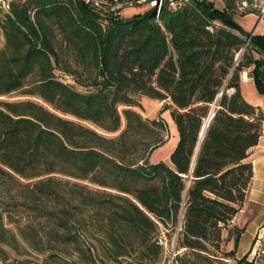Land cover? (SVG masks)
<instances>
[{"label":"trees","instance_id":"16d2710c","mask_svg":"<svg viewBox=\"0 0 264 264\" xmlns=\"http://www.w3.org/2000/svg\"><path fill=\"white\" fill-rule=\"evenodd\" d=\"M138 1L0 4V96L31 82L28 94L105 133L126 120L109 139L39 104L0 102V264H21L8 262L9 251L23 255L25 246L49 253L44 264L75 254L96 264L91 241L110 261L158 264L160 226L174 228L180 214V245L197 261L208 259V245L220 249L227 231L226 241L235 238L226 259L255 264L236 258L246 228L232 224L247 204V159L263 133L264 112L244 98L242 78L264 98V34L242 30L233 0L223 9L163 0L159 12L102 17L106 6ZM142 96L170 101L178 142L169 163L146 159L165 126L134 109Z\"/></svg>","mask_w":264,"mask_h":264},{"label":"rangeland","instance_id":"374dc122","mask_svg":"<svg viewBox=\"0 0 264 264\" xmlns=\"http://www.w3.org/2000/svg\"><path fill=\"white\" fill-rule=\"evenodd\" d=\"M12 0H0V4L2 7L7 10L8 4ZM151 0H139L137 3L130 2L126 4H117L114 7L106 6V12L103 14L102 17H106L108 13L111 11H115L119 13L121 17H131L135 13L144 12L153 4L150 3ZM169 2V0H166ZM214 2L215 7L217 9L224 8V1L225 0H209ZM235 2V8L233 13L236 15L234 16V20L242 27V30L251 33L253 30L256 32H260L264 27V0H233ZM112 8V10H110ZM253 12L257 18H253L251 16H244L246 13ZM260 21H259V20ZM263 21V22H261ZM216 25H219L216 23ZM260 34V33H258ZM264 34V33H263ZM6 46V40L4 38L0 41V53ZM59 77H63L60 72H56ZM32 87L31 82H27L25 86L15 92H12L8 95L0 96V102L2 103H20V102H33L43 106L44 108L48 109L52 113L58 115L59 117L87 127L96 131L98 134L106 137V138H115L117 137L125 128H126V120L122 117V126L120 131L113 134H108L102 131L101 129L94 126L92 123L77 119L76 117L64 114L59 111L54 110L53 107L46 104L43 100L38 97L31 96L28 94L29 89ZM80 91H85V89L77 87ZM245 93L247 96H250L254 93L255 85L253 82H250L244 87ZM233 93V91H229V94ZM142 108H134L136 111L140 112L143 118L148 119L150 121L157 120V121H164L165 131L162 133V137L164 142L162 145L158 146L156 149L152 151L149 155H147V160L149 163L157 164L160 162L169 163L170 155L174 150L177 142V131L174 125V122L171 118L170 111L168 110V104L170 103L169 100L165 101H156L147 97H139L138 98ZM122 109V108H121ZM87 185L92 190L97 191H106L107 193L117 194L116 191L110 189H103L93 184H89L87 182L82 183ZM183 215L180 214L178 218L177 225L172 228L168 227L165 228L160 226L159 233L156 237L158 244L161 246V255L158 261V264H237L236 260L234 259H226V253H229L234 249V238L235 233L231 241H226L227 239V231L224 232V241L220 246V249H215L208 245L209 252L211 254L205 253V257L208 259H203L197 261L196 255L189 249L183 248L180 245L178 234L182 229L183 225ZM8 228L13 229L14 232L17 233L15 226L8 225ZM239 228H246L245 233L243 234L240 245L237 250L236 258L242 259L243 257H247L248 262L254 261L255 264H264V208L263 206L250 202L249 199L247 204L244 206L243 210L240 211L238 216L234 219L233 224ZM257 229V233L254 239L251 242L249 251L242 256V252L245 248V245L248 244L251 238V234L253 230ZM91 247L92 252L94 254L96 264H125V263H118L115 261H110L109 259L103 256V252L101 249V245L97 241H91L87 243V246ZM72 250V248H71ZM88 254V251H87ZM49 253L40 254L28 246H25L24 254L18 255L13 251H9V261H18L21 264H44L47 260ZM68 262H62V264H84L81 262L80 259L77 258V255H73L72 258H68Z\"/></svg>","mask_w":264,"mask_h":264},{"label":"crops","instance_id":"0c3cea01","mask_svg":"<svg viewBox=\"0 0 264 264\" xmlns=\"http://www.w3.org/2000/svg\"><path fill=\"white\" fill-rule=\"evenodd\" d=\"M246 16H251L253 18H257V16H255L254 14H249ZM261 22H263V21H261ZM251 33L263 34L264 33V27L262 28V30L260 32H256V30H253ZM242 81H243L242 94H243L244 98L249 103H251L252 105L260 107L264 112V98L261 97L257 93V91L252 93L250 96H247V94L245 93L244 87L247 84H249L250 82H253L252 79L249 78L247 73H245L243 75ZM247 160L253 164V169H254V177H253V181L251 183V188L249 191L248 199L250 202L259 204V205L263 206V208H264V120H263L262 136L259 139L258 145L251 150L250 156ZM256 233H257V229L256 230L254 229L252 234H251V238L249 239L250 242L245 245V248L242 252V256L245 255L249 251L251 242L254 239Z\"/></svg>","mask_w":264,"mask_h":264},{"label":"built area","instance_id":"2783aa9c","mask_svg":"<svg viewBox=\"0 0 264 264\" xmlns=\"http://www.w3.org/2000/svg\"><path fill=\"white\" fill-rule=\"evenodd\" d=\"M87 3L90 1V0H85ZM191 0H169V4L171 7H182L183 4L187 3V2H190ZM163 0H159V4L157 5V12H159V9L161 7V4H162ZM96 5H99L98 2H95ZM153 5L156 4V1L152 2Z\"/></svg>","mask_w":264,"mask_h":264},{"label":"water","instance_id":"95a60500","mask_svg":"<svg viewBox=\"0 0 264 264\" xmlns=\"http://www.w3.org/2000/svg\"><path fill=\"white\" fill-rule=\"evenodd\" d=\"M159 4V0H157L156 1V4L154 5V6H156L157 7V5ZM251 35H253V33H251ZM205 130H206V127L203 129V131H202V135H201V138H203L204 137V134H205Z\"/></svg>","mask_w":264,"mask_h":264}]
</instances>
